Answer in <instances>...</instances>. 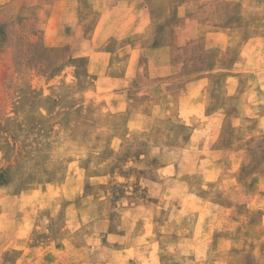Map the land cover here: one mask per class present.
Returning a JSON list of instances; mask_svg holds the SVG:
<instances>
[{
    "label": "rangeland",
    "instance_id": "1",
    "mask_svg": "<svg viewBox=\"0 0 264 264\" xmlns=\"http://www.w3.org/2000/svg\"><path fill=\"white\" fill-rule=\"evenodd\" d=\"M0 264H264V0H0Z\"/></svg>",
    "mask_w": 264,
    "mask_h": 264
}]
</instances>
